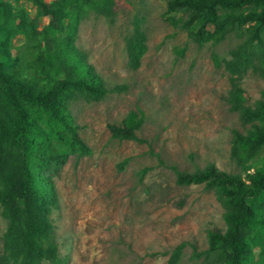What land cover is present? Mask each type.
<instances>
[{"label":"rangeland","instance_id":"rangeland-1","mask_svg":"<svg viewBox=\"0 0 264 264\" xmlns=\"http://www.w3.org/2000/svg\"><path fill=\"white\" fill-rule=\"evenodd\" d=\"M0 1V24L15 31L7 46L0 34V55L12 63L8 73L36 91L56 86L63 76L52 69L37 76L34 69L47 62L45 55L71 45L66 17L87 0ZM169 1L116 0L111 16L86 5L81 11L88 9L71 50L102 78L106 93L71 103V123L92 153L70 155L52 173L58 206L51 219L64 264H167L181 243L180 264L229 262V255L193 258L194 250L209 247V230H226L229 210L204 183L179 184L177 172L195 173L213 163L249 182L248 175L264 169L263 152L253 155L242 144L234 149V130L246 135L254 127L242 121L231 97L264 110V78L252 70L233 76L225 64L218 66L214 54L224 62L242 39L232 32L217 44L210 39L200 45L173 20L182 15L168 11ZM262 10L248 3L220 7L219 13L231 26ZM137 27L144 51L135 61L128 42ZM28 115L33 133L42 134L39 112L28 108ZM116 128L130 129L137 139L116 136ZM46 174L51 172L35 175ZM6 228L0 208V256ZM247 233L243 239L251 244Z\"/></svg>","mask_w":264,"mask_h":264},{"label":"trees","instance_id":"trees-1","mask_svg":"<svg viewBox=\"0 0 264 264\" xmlns=\"http://www.w3.org/2000/svg\"><path fill=\"white\" fill-rule=\"evenodd\" d=\"M30 1L41 3V0ZM115 2L87 0V3L73 7L66 17L70 20L67 31L72 39L67 41L71 45L62 46L55 55H45L47 62L34 69L37 76L50 69L63 76L56 86L48 90L36 91L21 80L13 79L8 73L12 63L5 53L0 55V208L7 220L0 264H43L45 260L54 264L65 263L54 241L51 214L58 206V199L51 180L52 173L64 164L68 156L80 158L92 153L79 135L78 128L71 123V103L80 97L97 100L106 93L102 78L71 48L82 17L88 13V9L81 13L85 5L96 9L98 14L111 16ZM248 3L261 5L263 10L236 18L231 26H227V19L219 13L220 7L235 10ZM3 11L0 1V13ZM168 11L182 15L181 18L173 17V20L187 29L200 45L210 39L217 44L236 32L242 40L231 51V58L222 62L215 53V62L218 66L225 64L233 76L242 77L252 70L264 78V0H240L236 3L170 0ZM213 24L215 29L211 30L210 25ZM246 24L250 25L243 29ZM0 34H3L2 45L7 46L15 31L2 28L0 24ZM128 49L135 61L144 51L143 32L139 27L129 39ZM234 95L231 94L234 109L239 111L245 124L252 123L254 127L246 135L234 130V149L242 144L244 150L253 155L264 153V110H252ZM28 108L39 112L44 125L42 134L33 133ZM115 135L137 139L130 129L116 128ZM44 170L51 174L43 178L35 175ZM248 181L220 170L213 163L195 173L177 172L179 184L204 183L206 188L215 190L218 199L229 210L224 216L226 230H209V247L202 251L194 250L193 258L204 256L210 260L213 255L220 258L229 255L227 264H264V217L258 216L264 209V169H256L248 175ZM246 230L251 244L246 242L247 238L243 239ZM184 247L185 243L178 245L171 252L167 264H180Z\"/></svg>","mask_w":264,"mask_h":264}]
</instances>
